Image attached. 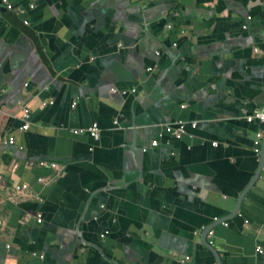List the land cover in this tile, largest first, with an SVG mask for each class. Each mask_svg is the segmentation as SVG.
Segmentation results:
<instances>
[{"label": "crops", "instance_id": "1", "mask_svg": "<svg viewBox=\"0 0 264 264\" xmlns=\"http://www.w3.org/2000/svg\"><path fill=\"white\" fill-rule=\"evenodd\" d=\"M137 2L0 6V264H217L206 227L221 264H264V172L230 214L264 131L243 118L264 105V0ZM171 119L197 124L174 139ZM92 121L98 140L73 133Z\"/></svg>", "mask_w": 264, "mask_h": 264}, {"label": "water", "instance_id": "2", "mask_svg": "<svg viewBox=\"0 0 264 264\" xmlns=\"http://www.w3.org/2000/svg\"><path fill=\"white\" fill-rule=\"evenodd\" d=\"M103 1V3L104 4H106L107 6H111V5H113V4H111L110 2H109V0H102ZM122 1L123 0H114V5H113V7H115V8H117L118 6H119V4H121L122 3ZM138 2H137V5H138V9H139V12H140V9L142 8V10H144V8H145V2H146V0H137ZM127 2L130 4V0H127ZM4 6L5 7V9H7L6 7L7 6H5L4 4H3V2H2V0H0V6ZM144 12H146V11H144ZM140 15V14H139ZM249 14L248 13H245L244 14V16L242 17L243 19H242V25H241V29L243 30V32H245V31H249V28H250V20H251V17L250 16H248ZM143 16H145V14H143ZM144 18V17H143ZM243 27H245V28H243ZM155 52V51H154ZM156 56H158L159 54H160V52L159 51H156ZM158 57H160V56H158ZM157 57V58H158ZM187 61H184L183 60V65H184V71L185 72H191L192 71V69L194 68L193 67V65H190L189 64V62H187ZM156 63H157V61H156ZM154 68V66L153 65H150L149 67H145L144 69H143V72H142V75H141V79H144L146 76H148V75H150V73L152 72V69ZM210 84H212L211 86H213L214 84L213 83H209V85ZM214 87V86H213ZM113 89H114V91H113ZM110 91H111V93H119V94H121V95H125V94H128V93H133V94H135V97H136V99H139L140 97H138V87H137V85H134V86H131V88H128V89H123V90H119V89H117V88H115L114 86H110ZM78 99H79V96H77L76 95V97H75V106H76V103H77V101H78ZM73 103V102H72ZM71 103V104H72ZM261 106H263V105H261ZM261 106H254L252 109H254V108H256V107H261ZM74 107V106H73ZM245 110V109H244ZM252 111V110H251ZM250 111V112H251ZM250 112H248V111H246L245 110V112L243 113V118H245V115H247V114H249ZM176 120H184V119H176ZM171 121H174L173 119H171ZM171 121H166V122H164L163 124H162V129L164 130V126H165V123H167V122H171ZM184 121H187V122H190V121H195V120H184ZM93 122H96V121H92L89 125H91ZM98 124V123H97ZM196 124H197V121H196ZM196 124H195V126L194 127H191V125H190V123H188L187 125H186V127H185V130H184V133L182 134V136L181 137H183V135H189L190 133L188 132V130H187V126H189V127H191V128H195L196 127ZM89 125H87V126H89ZM86 126V127H87ZM98 126H99V124H98ZM127 125H125V124H123V123H121V120H120V116H119V114H116V115H114L113 117H112V129H116V128H118V129H124L125 127H126ZM99 128H100V135H101V131H102V129H101V127L99 126ZM100 135H99V138H100ZM181 137H178V138H176V137H172L171 136V138H174V139H180ZM153 140H156L157 141V144H155V145H153L152 144V141ZM159 144V140L158 139H156V138H153V139H151L150 140V143H149V145L148 146H142V148L143 149H147L148 147H150V145L152 146V147H155L156 145H158ZM260 152H259V154L258 155H256V157L258 158L257 159V161H258V165H257V168L255 169V171H254V173H253V176H252V179L249 181V183L246 185V187L241 191V193H240V195L238 196V198H237V201H236V204H235V207H234V209L231 211V216H233V215H236V214H238L239 213V209H240V204H241V200L243 199V197H244V195L247 193V191L250 189V187L254 184V182L260 177V175H261V173L262 172H264V171H262V166L264 165V131H263V136H262V141H261V145H260ZM253 153H254V151H253ZM255 154V153H254ZM101 208H103V206L101 207ZM230 216V215H229ZM224 218V217H223ZM213 220H214V217H213ZM220 220L222 221V220H224V219H222V218H220ZM215 221V220H214ZM209 230H211V227H206V228H204L203 230H202V234H201V240H202V243H203V245H205L207 248H209V250L212 252V254L214 255V257H215V260H216V263L217 264H221V260H220V258H219V254H218V252L216 251V249L213 247V246H211V244H209V242H208V239L206 238V235H207V232L209 231ZM107 234V232L105 233V232H103V233H101L100 234V237H101V239H103L104 237H105V235Z\"/></svg>", "mask_w": 264, "mask_h": 264}, {"label": "built area", "instance_id": "3", "mask_svg": "<svg viewBox=\"0 0 264 264\" xmlns=\"http://www.w3.org/2000/svg\"><path fill=\"white\" fill-rule=\"evenodd\" d=\"M2 2L7 5L8 9H13V6L11 4H8V0H2ZM20 13H23V11H20ZM24 23L26 25L29 24L28 21H24ZM167 27H169V26H167ZM243 28H245V27H243ZM113 91H114V89H113ZM72 106H75V101L72 103ZM21 118L23 120V124L21 126V129L26 131L31 126V108L27 104L24 106V109H23L22 114H21ZM245 120L248 122L253 121V120H258V121L264 123V105L261 107H256V108L252 109V111L249 114L245 115ZM188 123H190L191 127H194L196 124V121L187 122L184 120H174L171 122H167V123H165L164 131L167 134H169L170 136L178 138V137L182 136V134L184 133L185 127ZM73 133L74 134L87 133L93 140L96 141L99 139L100 128H99L97 122H93L91 125H89L87 127H81V128L74 129ZM262 136H263V131H257L256 132V137L254 140L255 145L253 147V151H254L255 155H258L260 152V148H261L260 145H261ZM14 142H15V137L10 136L8 143L13 145ZM152 144L153 145L157 144V141L153 140ZM212 144L215 145V142H213ZM32 164L33 163H31V165ZM39 165L40 166L49 165L53 169H57V167H58V164L55 162H50V164H47L44 161H40ZM262 171H264V165L262 166ZM39 181H43V180L40 179ZM25 188H27L26 185L23 186V189H25ZM17 189L20 190L19 187ZM214 220L217 221L218 218L214 217ZM38 221L41 222V219H39ZM222 223L224 225H227V223L224 221H222ZM207 236L209 239V244H212V242H211V239L213 236V230L212 229L207 232ZM256 251L259 253H262L263 249H262L261 245L256 246ZM40 257L43 258L42 255ZM213 264H215V263H213Z\"/></svg>", "mask_w": 264, "mask_h": 264}, {"label": "flooded vegetation", "instance_id": "4", "mask_svg": "<svg viewBox=\"0 0 264 264\" xmlns=\"http://www.w3.org/2000/svg\"><path fill=\"white\" fill-rule=\"evenodd\" d=\"M206 237H208V236H206Z\"/></svg>", "mask_w": 264, "mask_h": 264}]
</instances>
